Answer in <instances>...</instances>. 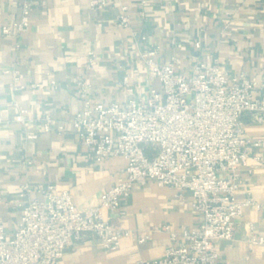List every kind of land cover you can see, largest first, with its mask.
I'll list each match as a JSON object with an SVG mask.
<instances>
[{"label": "crops", "instance_id": "crops-1", "mask_svg": "<svg viewBox=\"0 0 264 264\" xmlns=\"http://www.w3.org/2000/svg\"><path fill=\"white\" fill-rule=\"evenodd\" d=\"M24 1L0 0V220L8 233L17 228L22 206L41 198L38 193L22 196L25 184L55 185L84 210L98 206L102 195L125 178V159L96 163L80 143L72 122L83 100L74 79L91 83L94 102L145 97L150 85L160 84L149 79L140 55L159 48L160 64L177 56L187 73H192L194 59L217 60L229 74L264 80V0H147L145 7L122 0L101 11L90 8L91 0H31L29 31L5 37L3 25L20 20ZM123 6L129 8L127 28L117 26ZM14 70L20 72L18 82L7 73ZM126 74L133 93L124 89ZM18 107L28 111L24 123L16 121ZM48 118L53 131L44 133ZM245 123L248 138L264 139V125L251 123L248 116ZM247 197L260 208L245 210L234 241L218 243V264H264V244L248 242L250 225L264 239V170L243 173L237 198ZM122 211L123 216L106 212L105 218L120 229L149 236L145 243L126 237L117 250L106 252L90 237L69 247L62 264L156 262L170 244L164 226L178 230L202 222L188 193L179 196L175 189L153 183L134 187Z\"/></svg>", "mask_w": 264, "mask_h": 264}, {"label": "built area", "instance_id": "built-area-1", "mask_svg": "<svg viewBox=\"0 0 264 264\" xmlns=\"http://www.w3.org/2000/svg\"><path fill=\"white\" fill-rule=\"evenodd\" d=\"M122 0H91L90 8L101 11ZM145 7L147 0H135ZM32 1H24L17 22L3 25L5 37H18L29 31ZM129 8L122 7L117 26H130ZM200 49L201 44L196 43ZM159 48L144 51L150 85L145 97L133 96L111 103L94 102L91 83L74 79L82 96V109L73 126L80 143L91 159L103 163L123 158L125 178L108 189L94 208H79L68 191L58 192L55 185L25 184L22 196L38 193L22 206L17 228L8 233L0 220V264H62L66 250L90 237L102 249L112 252L123 238L135 236L145 243L149 236L123 230L106 220L105 213H120L122 202L134 187L156 184L175 189L179 196L190 195L193 210L202 217L198 227L178 230L166 225L163 231L170 244L162 259L145 264H218V243L234 241L237 221L246 209L260 208L251 197L240 201L237 194L242 175L264 170V139L246 136L245 117L264 125V80L246 73L229 74L219 62L194 59L192 73L183 68L177 56L166 64L157 60ZM12 73L16 82L20 72ZM124 89L133 93L131 76L123 79ZM24 87H16L22 90ZM28 111L18 107L16 121L24 123ZM62 130V127L58 128ZM53 125L47 119L44 133ZM37 139V135H28ZM251 245L264 239L250 225Z\"/></svg>", "mask_w": 264, "mask_h": 264}]
</instances>
